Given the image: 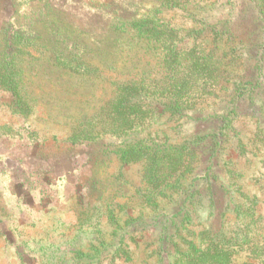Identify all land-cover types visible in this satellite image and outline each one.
<instances>
[{
  "label": "rangeland",
  "instance_id": "rangeland-1",
  "mask_svg": "<svg viewBox=\"0 0 264 264\" xmlns=\"http://www.w3.org/2000/svg\"><path fill=\"white\" fill-rule=\"evenodd\" d=\"M109 1L0 0V61L32 20L101 66L55 67L47 47L26 67L30 113L0 90V264H264V0H112L157 31L111 34L103 55L80 28ZM143 78L137 104L108 110L117 82Z\"/></svg>",
  "mask_w": 264,
  "mask_h": 264
},
{
  "label": "trees",
  "instance_id": "trees-1",
  "mask_svg": "<svg viewBox=\"0 0 264 264\" xmlns=\"http://www.w3.org/2000/svg\"><path fill=\"white\" fill-rule=\"evenodd\" d=\"M140 3H143V0L135 1V6L132 7H137L141 5ZM112 4L113 2L111 0L103 4V7H100L99 10L93 14L90 13L88 18H86L87 20L84 23V28H80L82 31L81 33L92 35L96 41L100 42L101 48H99V50L102 51L103 55H105V49L102 45L106 44V40L111 34L115 40L120 41L121 33H126L130 30L136 29L140 36L149 38V40L152 41L151 39L154 38L152 33L157 31L153 25L154 22L149 23L150 21L142 18L137 20L135 26H133L128 22L130 21L129 19L131 17V13H121L119 12L121 11V7L112 8ZM129 8H131V6H129ZM262 11L264 17V8ZM206 28L201 30V32L203 33V31H210L216 40L221 38L222 40L227 39L228 41H235L234 35L228 28H223L222 26L218 27L217 24L206 26ZM9 29V32L6 34L8 49L6 50L4 56L5 59L0 61V90L8 94V103L14 113L28 114L34 107L33 99L31 97L32 91L30 90V86L34 82L31 79L27 80L28 75L26 74V67L29 64L34 66L35 69H38V66L42 65L43 61L45 62L44 58H42L40 55H47V47H51L42 42L44 38L38 32L36 27L33 26L32 20L28 22L26 26H12ZM53 31L56 34L57 30L54 29ZM57 35H61V33L58 32ZM149 35H152L153 38H150ZM236 36L240 38L239 34ZM56 39H58V37H56ZM53 43H55V41H53ZM67 48H70L71 50L68 51L66 55L58 52L57 48L54 46L51 48L53 51H55L52 52V56L54 55V61H52V64L55 65V67H58V62L63 59L64 62L68 63V65L64 67L69 71L81 73L86 72L89 74L101 72V66H98V64H92L91 62H88L87 59H85L87 54L90 52L89 47L76 42L74 39L73 41H69L67 43ZM35 53L39 56L35 55ZM115 53H117V50L115 47H111L109 55L113 56ZM102 54L100 55L101 57H103ZM25 55H27V59L22 57ZM47 57L49 56L47 55ZM241 57V55L237 57L234 56L235 60H241ZM241 83H243V85L246 87L248 84H250L252 85L251 88H255L256 85L252 80H243ZM117 84L119 97L116 98L117 100L115 99L113 101L112 106H109L108 110L112 109L119 116V114L126 113V107L131 108L137 104V102L132 100L134 99L132 97L134 94L132 91L135 92V89L138 88L136 91L138 93H143L146 92L144 87L147 86L145 78L142 79V83H136V81H132L126 83L117 82ZM216 138V143H220L219 139L221 137L216 135Z\"/></svg>",
  "mask_w": 264,
  "mask_h": 264
}]
</instances>
